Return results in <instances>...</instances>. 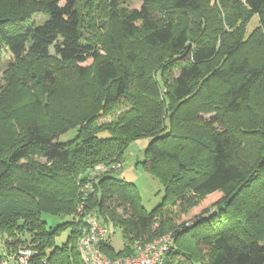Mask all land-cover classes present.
<instances>
[{"label":"trees","instance_id":"obj_1","mask_svg":"<svg viewBox=\"0 0 264 264\" xmlns=\"http://www.w3.org/2000/svg\"><path fill=\"white\" fill-rule=\"evenodd\" d=\"M125 1L107 0L115 24L107 43L84 34L81 0H46L41 21L21 5L0 11V65L6 56L15 66L11 75L28 57H53L80 78L92 71L98 103L100 90L112 87L115 102L128 105L101 124L97 112L106 95L86 115L49 111L21 121L3 115L0 264H19L15 259L24 249L30 251L26 264H83L77 246L84 229L76 216L81 204L82 213L92 211L98 219L103 213V224L111 220L121 229L119 250L109 238L99 243L110 259L132 254L133 241L144 234L174 228L162 264L180 257L203 264H264V0L239 2L258 18L251 38L219 25L192 40L186 24L163 15L204 12L210 0H142L140 8H128ZM142 50L154 52L170 75L139 62ZM42 75L53 82L47 69ZM70 129L75 135L59 141ZM139 137L149 138L141 164L163 187L151 210L142 205L136 185L116 175L124 151ZM212 198L189 223L175 222L177 213ZM213 207L216 212L201 217ZM43 212L71 220L48 227ZM65 227L69 234L57 244ZM185 234L191 247L180 240Z\"/></svg>","mask_w":264,"mask_h":264},{"label":"rangeland","instance_id":"obj_2","mask_svg":"<svg viewBox=\"0 0 264 264\" xmlns=\"http://www.w3.org/2000/svg\"><path fill=\"white\" fill-rule=\"evenodd\" d=\"M0 0V11H4L16 6H23V8L32 11V17L36 21H41L43 12V3L46 0ZM84 26V34L92 36L95 40L107 43L108 33L112 30L111 36H115V24L108 18V5L107 0H81ZM239 2L243 0H210L203 7H206L204 12L197 13H182L181 11H170L163 16L172 17L173 22L180 26L186 24L189 28L190 39H194L200 32L208 31L214 26L220 25L222 30L229 31L235 29L237 35L239 34L243 38H251L254 35V31L258 28V18L252 14L245 6H242ZM142 0H126L124 6L128 8H140ZM169 10H171L168 7ZM219 12V17H218ZM101 54L105 55L106 51L101 49ZM143 65L155 69L154 73L158 69H162V76H169L170 72L167 70V64L158 61V57L154 52L147 50L141 51ZM158 61V62H157ZM89 69L91 68V62L84 63ZM157 65V66H156ZM15 66L9 65L6 56H3V62L0 65V123L3 122V115H13L21 119H30L37 115H50L56 114L58 111L63 115H86L84 112L90 107H93V111L96 105L102 104V99L106 95L107 100L104 102L103 110H99L96 123L101 124L104 122H110L118 115H122L128 108L120 102H115V96L112 91V87L109 89H101V102L94 100L96 98L97 89L92 84V71L87 72L84 77H79L74 68L68 63H61L53 57L47 59H39L35 57H28L22 68L18 69L11 75V69ZM47 69L53 76V82L49 83L46 79L42 78L43 71ZM157 69V70H156ZM169 74V75H168ZM158 77V74H157ZM260 99L264 101V93L260 96ZM40 106V108H39ZM89 115V114H87ZM91 115V114H90ZM93 115V114H92ZM45 121V120H44ZM2 127H5L1 124ZM7 128V127H5ZM76 130L70 129L69 131L59 135V141H66L75 135ZM107 133H103L106 135ZM149 141L148 137H139L134 139L126 148L122 156V168L116 173V175L127 182H132L136 185L140 194L141 203L147 209L151 210L157 205L163 196V187L149 174L141 164L143 160L144 149ZM246 158L248 155L244 154ZM216 197V196H215ZM214 198V197H213ZM209 199L201 204L200 207L191 209L187 214L177 213L174 220L175 222H190L189 219L193 214L199 213L200 209L206 207L212 202ZM113 200V199H112ZM112 206L115 202L110 201ZM90 203V202H89ZM95 209V208H94ZM90 212V211H88ZM118 214L122 213L121 207H116ZM216 212V208H210L208 214H202L204 218L207 215ZM101 214V213H100ZM103 214V213H102ZM101 214V215H102ZM99 215L101 221L102 216ZM124 215V214H123ZM41 218L46 221L48 227H56L58 224L70 221V216H58L48 212H43ZM109 227V240L111 245L115 249L122 248V234L121 229L118 226H113L111 220L108 221ZM156 228V224L152 226V230ZM174 229V228H173ZM151 236V233L144 234L138 239H135L133 243H146L154 241H162L167 238L169 243L171 239L170 233L173 230ZM69 227H65L60 235L56 237L55 241L60 244L66 240L69 234ZM81 231L79 237L81 236ZM194 230L188 232V235L192 234ZM79 237L77 241L79 240ZM182 237V236H181ZM179 237L181 242H184L185 247H191L190 240ZM169 239V240H168ZM133 249H135V245ZM176 244L172 242L171 246L176 249ZM135 253V250L132 254ZM126 256V257H129ZM123 257V258H126ZM118 257L117 259H123ZM176 259V258H175ZM206 262V261H205ZM174 264H203L200 260H191L180 257Z\"/></svg>","mask_w":264,"mask_h":264},{"label":"built area","instance_id":"obj_3","mask_svg":"<svg viewBox=\"0 0 264 264\" xmlns=\"http://www.w3.org/2000/svg\"><path fill=\"white\" fill-rule=\"evenodd\" d=\"M98 168L102 169V166ZM82 205V204H81ZM77 207V217L84 221V229L77 242L80 257L83 264H162L168 249V241L165 238L162 241H152L146 243H134L135 253L123 259H110L100 250L101 240L109 238V228L99 221L92 211L82 213L83 207ZM169 240V239H168ZM30 251L28 249L20 250L16 256L19 264H26ZM1 264H8L6 260Z\"/></svg>","mask_w":264,"mask_h":264},{"label":"crops","instance_id":"obj_4","mask_svg":"<svg viewBox=\"0 0 264 264\" xmlns=\"http://www.w3.org/2000/svg\"><path fill=\"white\" fill-rule=\"evenodd\" d=\"M111 240V239H110ZM114 248V247H113ZM115 249V248H114ZM115 250H119V249H115Z\"/></svg>","mask_w":264,"mask_h":264}]
</instances>
